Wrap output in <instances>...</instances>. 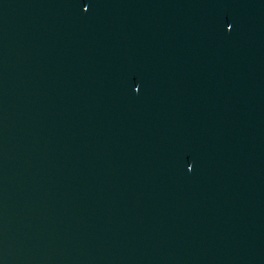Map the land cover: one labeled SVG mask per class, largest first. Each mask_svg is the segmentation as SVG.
Wrapping results in <instances>:
<instances>
[{
    "label": "water",
    "instance_id": "95a60500",
    "mask_svg": "<svg viewBox=\"0 0 264 264\" xmlns=\"http://www.w3.org/2000/svg\"><path fill=\"white\" fill-rule=\"evenodd\" d=\"M0 264H264L102 0H0Z\"/></svg>",
    "mask_w": 264,
    "mask_h": 264
},
{
    "label": "snow or ice",
    "instance_id": "6c2138e0",
    "mask_svg": "<svg viewBox=\"0 0 264 264\" xmlns=\"http://www.w3.org/2000/svg\"><path fill=\"white\" fill-rule=\"evenodd\" d=\"M84 10L87 12L88 11V7L86 6ZM229 27H231V26H229ZM135 90H136V92H139L141 89H140L139 86H136ZM189 170H191V169L189 168Z\"/></svg>",
    "mask_w": 264,
    "mask_h": 264
}]
</instances>
